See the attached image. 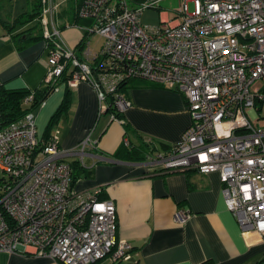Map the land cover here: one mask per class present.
Here are the masks:
<instances>
[{"label": "built area", "instance_id": "built-area-1", "mask_svg": "<svg viewBox=\"0 0 264 264\" xmlns=\"http://www.w3.org/2000/svg\"><path fill=\"white\" fill-rule=\"evenodd\" d=\"M159 1L80 0L76 17L89 24L79 53L61 36L57 3L40 0L45 89L68 68V85L86 81L99 113L112 107L120 114L130 107L120 90L130 79L181 93L190 125L167 152L149 154L147 166L217 172L243 235L254 232L264 242V125L256 124L264 101V0H180L176 17L144 23L142 14ZM94 35L104 39L98 52L89 48ZM110 119L122 122L113 113ZM89 147V136L68 151L53 137L42 142L32 111L0 130V252L61 264L129 257L131 245L116 238L113 201L100 199L99 189L70 187L68 162H83ZM190 216L178 210L174 220L182 224Z\"/></svg>", "mask_w": 264, "mask_h": 264}, {"label": "crops", "instance_id": "crops-1", "mask_svg": "<svg viewBox=\"0 0 264 264\" xmlns=\"http://www.w3.org/2000/svg\"><path fill=\"white\" fill-rule=\"evenodd\" d=\"M65 1L54 0L61 5L55 18L65 43L76 49L83 36L80 26H87L89 20L76 17L80 0H74L72 11L62 7ZM142 17H147L144 23L158 22L153 11L144 12ZM12 21L0 18V87L44 90L48 57L45 42L37 39L19 47L23 43L17 42L14 35L28 25L8 30L7 24ZM67 88L69 108L53 124L49 135L67 151L76 149L89 136L92 147L87 148L83 162L92 167L91 176L78 181L74 190L99 189L103 199L113 201L116 238L131 245L129 257L116 264H264V242L257 233L243 235L225 205L217 172H154L146 164L149 154L142 161L113 156L122 144L127 145L124 139L131 146L152 141L153 152H167L175 145L191 122L181 93L132 79L121 89L130 107L122 113L120 122L111 120L106 111L99 113L97 95L86 81L69 86L59 80L40 106L32 110L42 142ZM178 210H189L191 214L182 224L174 220ZM0 264L61 263L33 253L0 252ZM93 264L109 263L100 259Z\"/></svg>", "mask_w": 264, "mask_h": 264}, {"label": "trees", "instance_id": "trees-1", "mask_svg": "<svg viewBox=\"0 0 264 264\" xmlns=\"http://www.w3.org/2000/svg\"><path fill=\"white\" fill-rule=\"evenodd\" d=\"M40 14V0H36L33 5L31 11L27 13L20 14L17 18H15L11 24H7V29L12 30L15 27H20L23 25H28L24 30L15 34V40L17 42H22L23 46L37 39H43L42 29L38 23L34 25H29V23L33 22L35 19H38ZM77 50L81 51L82 45L79 43L77 45ZM68 68L63 73L60 80L64 81L66 84L69 79ZM132 79L126 81L122 84L121 89L126 87V85ZM55 86V85H54ZM54 86L48 87L44 90H37L30 92L26 89H15V90H7L3 87H0V130L10 123L19 120L22 118L27 112H30L37 107L47 98V96L52 92ZM154 86V85H153ZM120 89V90H121ZM31 96L30 101L26 102V99ZM70 105V91L67 88L65 91L63 100L54 114L51 116L47 127L45 129V135L43 142H46L51 138L49 135L50 129L56 120L65 113ZM108 113H113L116 118L122 119V114L116 113L112 107L107 109ZM125 125V123H124ZM126 134V132H125ZM154 145L152 141L144 140L139 146H131L129 143L127 145H121L119 149L113 154L115 157H120L124 159H131L135 161H142L145 158L146 154H151L154 151ZM122 156V157H121ZM69 170H70V187L74 188L78 181L87 179L91 176L92 167H88L78 159H72L68 162ZM101 192V190H100ZM98 194L100 199L101 194Z\"/></svg>", "mask_w": 264, "mask_h": 264}, {"label": "rangeland", "instance_id": "rangeland-1", "mask_svg": "<svg viewBox=\"0 0 264 264\" xmlns=\"http://www.w3.org/2000/svg\"><path fill=\"white\" fill-rule=\"evenodd\" d=\"M36 0H0V18L5 21H12L17 18L20 14L27 13L31 11ZM57 2V0H55ZM61 5H58V9ZM180 6V0H160L158 2V8L153 12H156L159 19L169 18L172 19L176 17V10ZM66 11H72L74 8V0H67L62 5ZM152 11V10H150ZM65 20V19H64ZM141 20H147V17H141ZM34 22L29 23V25H34ZM82 29L85 26H80ZM90 44L89 48L92 51L98 52L101 46L104 44V39L99 35H94L89 38ZM258 108L261 109V119L256 121L257 125H264V101L262 104H257ZM1 174V173H0Z\"/></svg>", "mask_w": 264, "mask_h": 264}]
</instances>
